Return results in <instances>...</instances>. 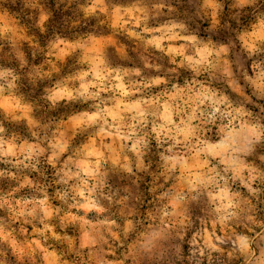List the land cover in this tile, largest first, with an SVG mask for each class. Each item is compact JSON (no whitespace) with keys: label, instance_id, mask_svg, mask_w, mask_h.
Segmentation results:
<instances>
[{"label":"clouds","instance_id":"1","mask_svg":"<svg viewBox=\"0 0 264 264\" xmlns=\"http://www.w3.org/2000/svg\"><path fill=\"white\" fill-rule=\"evenodd\" d=\"M0 264H264V0H0Z\"/></svg>","mask_w":264,"mask_h":264}]
</instances>
